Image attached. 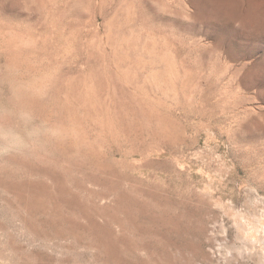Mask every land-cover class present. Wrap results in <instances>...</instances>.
<instances>
[{
    "label": "rangeland",
    "instance_id": "obj_1",
    "mask_svg": "<svg viewBox=\"0 0 264 264\" xmlns=\"http://www.w3.org/2000/svg\"><path fill=\"white\" fill-rule=\"evenodd\" d=\"M0 108V264H264V0H0Z\"/></svg>",
    "mask_w": 264,
    "mask_h": 264
},
{
    "label": "clouds",
    "instance_id": "obj_2",
    "mask_svg": "<svg viewBox=\"0 0 264 264\" xmlns=\"http://www.w3.org/2000/svg\"><path fill=\"white\" fill-rule=\"evenodd\" d=\"M61 135L59 125L37 120L30 110L20 109L8 120L0 108V160L30 155Z\"/></svg>",
    "mask_w": 264,
    "mask_h": 264
},
{
    "label": "bare ground",
    "instance_id": "obj_3",
    "mask_svg": "<svg viewBox=\"0 0 264 264\" xmlns=\"http://www.w3.org/2000/svg\"><path fill=\"white\" fill-rule=\"evenodd\" d=\"M258 227V226H257ZM252 228V227H251ZM254 228V227H253Z\"/></svg>",
    "mask_w": 264,
    "mask_h": 264
}]
</instances>
